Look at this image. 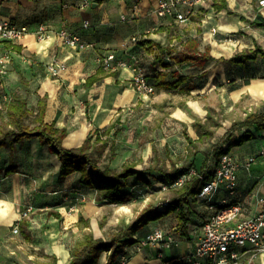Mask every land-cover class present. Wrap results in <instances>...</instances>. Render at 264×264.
Listing matches in <instances>:
<instances>
[{"label": "crops", "instance_id": "0c3cea01", "mask_svg": "<svg viewBox=\"0 0 264 264\" xmlns=\"http://www.w3.org/2000/svg\"><path fill=\"white\" fill-rule=\"evenodd\" d=\"M158 2L90 0V5L81 8V0H0V18H10L31 28L14 45L0 40V55L10 48L13 53L7 74L0 75V106L5 102L7 106L8 98L17 92L12 91L11 85L18 83L16 73L22 62L31 66V77L26 84L37 103L29 106L25 96L31 112L26 122L35 124L32 121L38 112V102L45 98L44 120L68 130L63 143L68 148L82 144L89 134L110 126L117 113L145 100L132 84L135 65L142 67L152 82L162 77V73L168 81L177 74L186 76L187 81L177 88H156L153 99V102L164 103L166 93L179 91L190 96V99L183 98L181 105L190 111L194 108L197 114L186 112L180 105L172 113L185 122L186 119L192 123L198 118L202 119L200 121L207 119L213 104L210 102L207 106L201 100L209 97L216 96L220 106L230 109L243 97L255 104L264 102V56L259 55L247 64L228 61L245 49L257 46L264 49V5L260 0H205L186 22H179L170 15H158L155 12ZM202 13L203 17L199 18ZM122 15L127 19L123 20ZM86 19L90 21L88 27H84ZM42 21L49 23L54 31L46 40L40 41L34 31ZM62 26L94 42V47L79 51L68 46L55 32ZM133 35L139 38L137 42L130 40ZM188 37L199 38L200 51L209 48L212 58L201 66L193 62H176L166 47L175 44L180 48L181 39ZM14 46H20L21 50ZM110 51L126 59L128 65L112 69L102 66L101 56ZM24 56L30 62L25 61ZM53 59L66 64L57 75L47 70V64ZM93 75H99V79L87 85V79ZM186 84L192 86L189 92L181 89ZM192 101H197L204 112L196 110ZM243 129L248 131L249 138L231 151L240 162L247 156L256 155L250 167L242 166L238 173L244 204L242 216H248L262 208L259 197L264 194V129ZM190 135L199 139L197 133ZM149 142L147 150L151 152L154 145L152 140ZM169 142L170 139L164 138L161 145L170 148ZM11 166L15 171L7 173ZM60 168L58 154L50 151L48 145H42L38 137L1 147L0 264H53L55 261L56 264H68L72 247L79 239L78 231L88 228L85 221L79 222L80 218L89 219L94 225L91 217L98 208L95 204L107 202L97 200L96 192L92 195L90 188L79 183L80 172L75 171L62 179ZM148 171L152 173L156 169ZM80 194H85L86 199L70 211V205ZM28 202L33 203L34 209L24 216ZM187 202L191 203L187 205L189 222L185 228L175 212L150 221L134 234L136 242L125 246L124 255L128 259L120 264L186 263L198 241L201 222L207 215L197 199L189 197ZM16 227L18 231L14 232ZM156 229L171 234L174 241L160 247L153 243L142 244L141 240ZM109 254L107 250L102 251L98 264H107ZM226 264H264V252L254 256L250 249L244 248L236 262Z\"/></svg>", "mask_w": 264, "mask_h": 264}, {"label": "trees", "instance_id": "16d2710c", "mask_svg": "<svg viewBox=\"0 0 264 264\" xmlns=\"http://www.w3.org/2000/svg\"><path fill=\"white\" fill-rule=\"evenodd\" d=\"M203 15V13L199 14L198 17L202 18ZM180 43V48L175 44L166 47L172 58L178 63L193 62L201 66L212 58L209 48L204 52L200 51L199 38L188 37L186 40L181 39ZM14 47L18 51L21 50L20 46ZM259 55L264 56V49L257 46L255 49H245L235 54L228 61L237 64H247ZM160 76L162 77L156 78L153 82L155 88L173 89L187 81L186 76L179 74L177 76L174 75L171 81L166 80L165 73L160 74ZM98 79L99 75L89 77L87 85H91ZM191 88L192 86L186 84L181 89L189 92ZM45 107L44 98L38 102V112L32 121L35 123L32 126L26 122L31 113L27 107L26 97L18 92L14 93L7 103V113L10 119L2 122L0 126V149L6 145L13 146L24 139L38 137L42 145H48L50 151L58 154L61 160L60 178L65 179L75 171L80 172L79 183L87 188L96 190V199L107 203L125 204L135 197L134 191L126 189L128 179L131 176H138L139 179H144L146 183H151L150 180L143 178L141 170L136 169L137 162L124 163L121 169L111 166L109 162L101 163L106 158L112 160L116 156L115 141L118 131L115 128V122L104 130L100 131L98 129L94 133L89 134L82 144L68 148L63 144L68 130L66 128H57L54 123L46 122L44 120ZM207 119H210V124L216 128L222 125L211 113L207 115ZM210 124L201 122L198 119L193 123L199 135V140L214 134L215 129L211 128ZM247 127H255L259 130L264 129V109L248 111L243 120L235 121L232 124L229 132L233 130L240 131L242 128ZM112 131L113 133L110 135ZM184 133L189 143H196V140L190 136L187 130ZM248 138L249 136L241 138L238 142L245 141ZM224 144L225 142H221L214 147L213 153L216 161L223 153L231 150L228 142L227 147ZM184 166H195L199 173L206 178H212L215 173V167H209L208 158L205 159L201 169L194 162ZM14 169L11 166L6 172L15 171ZM158 171L161 174L160 180L167 185H172L183 173L184 169L183 167H177L176 162L172 160L169 169L158 168ZM202 184L203 179L200 176H193L182 186H172L177 189L178 195L172 201H168L165 209L141 212L133 222L129 223L125 229L120 230L108 241L101 237H95L92 231L84 232L82 238H79L75 242L74 247H72L71 259L68 264H98L100 254L104 250H111L107 264H120L121 256L126 253L125 246L137 240L134 238V234L150 221L159 219L172 212L177 213L179 222L185 228L189 222L187 200L189 197L194 198L200 191ZM84 221L87 220H84L83 217L79 220L80 223ZM53 264H56V261Z\"/></svg>", "mask_w": 264, "mask_h": 264}, {"label": "rangeland", "instance_id": "374dc122", "mask_svg": "<svg viewBox=\"0 0 264 264\" xmlns=\"http://www.w3.org/2000/svg\"><path fill=\"white\" fill-rule=\"evenodd\" d=\"M30 67L27 62L20 63L19 70L16 73L18 75V83L15 82L14 85H11V89L13 92L16 90L23 96L28 97V105L33 106L37 104L34 103L36 102V97L32 99V95L29 93L31 91L28 92L27 90L30 88H27L26 84L32 73ZM8 82L10 83V79ZM155 94L156 88L149 95H144L145 100L142 103L133 105L129 109L115 115V128L118 131L117 140L115 141L116 156L112 160L106 158L101 161V163L109 162L111 166L117 169H121L124 163L138 162L136 169L141 170L144 173L143 178H149L151 183H146L144 179H138L136 176L129 177L126 189L134 191L135 197L125 204H95L98 208L95 209L91 217L94 225L90 223L89 219L85 221L84 224L88 228L83 231L80 229L78 238H82L86 231H93L99 237L108 241L120 230L125 229L129 223L133 222L141 212L158 210L166 206V202L172 201L178 195V192L175 187H165V183L160 180L161 174L158 172V168L169 169L172 160H174L179 166L189 165L194 162L201 169L206 158H208L209 167H215L217 163L213 153L215 145L225 142L224 146L227 147L228 142L232 150L245 142H238L241 138L249 136L247 134L248 131L243 128L240 131L233 130L229 132L232 124L235 121L243 120L248 111L264 109V102L260 101L255 104L246 97H243L231 109L220 106L216 96L201 100L207 106H209L210 102L213 104L210 106L213 109L210 113L222 125L216 128L210 124V119L201 121L208 122L210 127L215 129V132L213 135L205 136L200 140L195 139L196 143L194 144L189 143L184 133L185 130H189V134L192 135L197 133L193 125L194 122L192 123V120L189 119H186L185 122L177 115L172 114L177 105H180L188 113L197 114L194 108L190 111L187 107L181 105V102L184 101L183 98L190 99V96H186L181 91L178 93H166L164 103H161L158 101L153 102ZM11 97L8 98L7 103ZM212 99L214 100L212 101ZM9 119L5 102L0 106V126L2 122L9 121ZM198 120L202 119L198 118ZM233 137H236V139H233ZM164 138L170 139L168 143L170 148L163 144L161 145V140ZM150 140H152L154 146L151 152H148L147 148ZM231 150L230 152L234 154ZM170 152L171 154H169ZM249 157L247 156L243 162ZM152 169H156V171L150 173L148 170ZM90 191L92 195L96 192L94 189ZM190 203L187 202L186 204L190 205Z\"/></svg>", "mask_w": 264, "mask_h": 264}, {"label": "built area", "instance_id": "2783aa9c", "mask_svg": "<svg viewBox=\"0 0 264 264\" xmlns=\"http://www.w3.org/2000/svg\"><path fill=\"white\" fill-rule=\"evenodd\" d=\"M205 0H159L155 12L160 16L170 15L179 22H186L194 13L196 8L201 6ZM264 5V0H260ZM90 5V0H81L80 7L85 8ZM126 20V15L121 16ZM90 21H84V27H88ZM31 28L28 24H17L10 18H0V40L7 41L12 45L21 41ZM54 30L46 21L37 24L35 34L37 39L46 40ZM65 44L76 49L85 50L94 47V42H90L79 33L62 26L55 31ZM131 41L137 42L139 38L133 35ZM12 48L7 49L0 55V75L4 76L8 72L9 64L12 62ZM25 61L30 60L25 58ZM101 65L107 69L125 67L128 61L119 56L115 51H110L100 58ZM66 68V64L57 59L51 60L47 64L50 74L57 75ZM132 84L135 90L141 95H149L155 89L151 77L139 65H135ZM264 154V150H262ZM256 155H251L245 162H240L230 151L223 153L217 160L215 173L212 178H206L195 166L183 167V173L172 184L165 187L182 186L193 176H200L203 184L200 191L194 196L202 207L207 211L206 217L201 222L200 235L192 250V255L184 264H226L236 262L244 248L250 249L254 256L264 252V194L259 197L262 208L255 214L242 216L244 211L243 198L239 192L238 173L242 166L249 168L255 160ZM264 180V173L262 175ZM223 192V194H221ZM67 193L65 199H67ZM86 199L85 194H80L69 207L74 211L80 201ZM166 202L165 205H167ZM34 209L32 202H28L23 210L26 216ZM14 232L18 228L13 229ZM174 241L171 234L163 230L156 229L141 240L142 244L153 243L158 247L168 245ZM110 253L111 250H108ZM128 259L127 255L121 256V262Z\"/></svg>", "mask_w": 264, "mask_h": 264}, {"label": "bare ground", "instance_id": "6f19581e", "mask_svg": "<svg viewBox=\"0 0 264 264\" xmlns=\"http://www.w3.org/2000/svg\"><path fill=\"white\" fill-rule=\"evenodd\" d=\"M192 105L195 107V109L196 110H198L199 112H204L203 111V109H202V107H201V105L197 102V101H192ZM179 115L181 116V117H183L184 116V114L183 113H179ZM185 117V116H184Z\"/></svg>", "mask_w": 264, "mask_h": 264}]
</instances>
